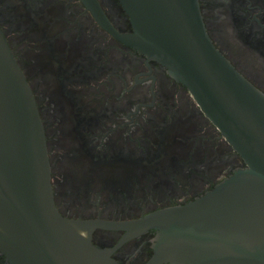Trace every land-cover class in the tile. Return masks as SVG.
Instances as JSON below:
<instances>
[{"label":"flooded vegetation","instance_id":"obj_1","mask_svg":"<svg viewBox=\"0 0 264 264\" xmlns=\"http://www.w3.org/2000/svg\"><path fill=\"white\" fill-rule=\"evenodd\" d=\"M96 1L116 31H133L119 0ZM198 3L214 45L264 92V0ZM0 28L37 103L62 215L134 219L193 200L245 165L187 87L83 0H0ZM122 233L98 228L92 240L113 247ZM154 234L111 256L144 263ZM0 264H12L1 250Z\"/></svg>","mask_w":264,"mask_h":264},{"label":"water","instance_id":"obj_2","mask_svg":"<svg viewBox=\"0 0 264 264\" xmlns=\"http://www.w3.org/2000/svg\"><path fill=\"white\" fill-rule=\"evenodd\" d=\"M124 43L182 82L245 165L182 204L134 219L74 218L54 202L46 135L32 89L0 28V250L12 264H124L111 252L149 229L142 264H264V92L214 45L198 0H119L133 26ZM123 231L113 247L96 229Z\"/></svg>","mask_w":264,"mask_h":264},{"label":"rangeland","instance_id":"obj_3","mask_svg":"<svg viewBox=\"0 0 264 264\" xmlns=\"http://www.w3.org/2000/svg\"><path fill=\"white\" fill-rule=\"evenodd\" d=\"M78 211H82V209L78 210Z\"/></svg>","mask_w":264,"mask_h":264}]
</instances>
